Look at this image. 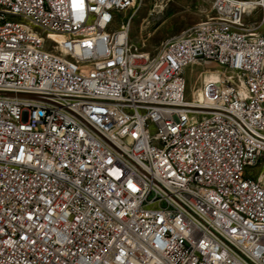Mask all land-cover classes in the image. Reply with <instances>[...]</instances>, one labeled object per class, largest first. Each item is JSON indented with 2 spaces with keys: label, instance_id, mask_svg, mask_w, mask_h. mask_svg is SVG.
Returning <instances> with one entry per match:
<instances>
[{
  "label": "built area",
  "instance_id": "2783aa9c",
  "mask_svg": "<svg viewBox=\"0 0 264 264\" xmlns=\"http://www.w3.org/2000/svg\"><path fill=\"white\" fill-rule=\"evenodd\" d=\"M0 2L42 18L81 59L102 58L106 9L116 7L117 55L138 57L91 74L66 71L0 17V264H250L246 253L264 264V193L243 183L239 165L247 139L250 168L260 165L264 179V39L189 31L185 43H162L161 58L144 67V52L126 38L142 0ZM211 9L264 28V0H213ZM95 27L103 36L89 41ZM208 62L229 75L189 97L187 68ZM49 98H60L62 110ZM164 139L192 183L165 165ZM194 178L208 189H195ZM229 201L261 226L237 219Z\"/></svg>",
  "mask_w": 264,
  "mask_h": 264
},
{
  "label": "bare ground",
  "instance_id": "6f19581e",
  "mask_svg": "<svg viewBox=\"0 0 264 264\" xmlns=\"http://www.w3.org/2000/svg\"><path fill=\"white\" fill-rule=\"evenodd\" d=\"M141 3L142 2L134 8L131 20L141 8ZM121 5L122 0H114V6ZM211 10L212 14L210 16L216 17V23H211V17H206L200 21V24L197 23L190 28L187 27V29L181 31L178 35L166 38L162 43H185V35H187L189 31L199 35L200 38L211 37L212 34H227V31H236V37L250 39L254 44H261V39H264V28H258L257 26L241 27L239 21H232L231 24L229 23V18L218 17L219 9ZM0 17L5 18V26L15 27L17 31L26 33V41H28L29 44H37V52L44 53L45 56L58 59L65 64L66 71L91 74V68L93 67H122L124 62L128 64H138V57L136 54L117 55L118 46L116 43H113V41H116L118 38V30L122 26V12H119L116 7H108L106 9V17L108 19L106 30L108 38L104 40L105 51L102 52V58L95 55H88L83 56V59H81L78 53H75L71 46H68L67 37L53 30L52 26H50L49 23H45L42 18H35V20H33L32 14L20 8H14L10 6L9 3L0 2ZM118 19H120V25H118ZM129 25L130 24L127 25L126 29L128 46H131L133 52H140V50L133 47L130 43ZM102 36V27H95L94 30L88 32L89 41H100ZM69 37L72 39H80V30H69ZM162 43L154 55L144 52V67H152L154 60H159L161 58ZM193 69L194 67L191 66L190 74H192ZM228 75V71L214 68V70L212 69L208 72L205 80H218L222 76ZM193 78L192 75L188 78L189 88L188 90L186 89V94L189 97H195L196 95V85ZM213 100H220V93H213ZM49 106H52L55 110H62V101L60 98H49ZM204 108H211V100H204ZM97 137H105V129H98ZM172 148H174V141H171V139H164L162 154L165 165L174 168L177 177L184 178V183H192L190 169L184 167L181 161H177V158H174ZM115 155H122V146H115ZM248 155V141L247 139H240L239 165L240 174L243 175V183L257 190H261V192L264 193V180L260 177L246 174L247 169L250 168ZM194 187L197 190H207L208 182L203 181L201 178H194ZM229 208L233 215L236 216L237 219L243 220L245 224L249 226H261L260 216L253 214L237 201H229ZM246 261H249L250 264H257V254L246 253Z\"/></svg>",
  "mask_w": 264,
  "mask_h": 264
},
{
  "label": "rangeland",
  "instance_id": "374dc122",
  "mask_svg": "<svg viewBox=\"0 0 264 264\" xmlns=\"http://www.w3.org/2000/svg\"><path fill=\"white\" fill-rule=\"evenodd\" d=\"M213 0H142L141 8L135 14L129 25V40L133 47L140 51L154 55L161 43L173 35L190 28L212 14ZM120 25V19H118ZM193 72L190 74V67ZM186 70L187 90L188 78L194 77L196 94L199 92L205 77L210 70H229L214 63L200 65L195 63ZM221 73V72H220ZM260 165L248 168L247 175L261 177ZM262 179V178H261ZM264 180V179H262Z\"/></svg>",
  "mask_w": 264,
  "mask_h": 264
}]
</instances>
